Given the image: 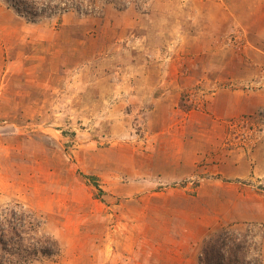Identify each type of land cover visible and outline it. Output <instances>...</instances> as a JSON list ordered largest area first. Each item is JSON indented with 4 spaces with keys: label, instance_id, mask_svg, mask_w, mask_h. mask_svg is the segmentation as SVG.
Wrapping results in <instances>:
<instances>
[{
    "label": "rangeland",
    "instance_id": "374dc122",
    "mask_svg": "<svg viewBox=\"0 0 264 264\" xmlns=\"http://www.w3.org/2000/svg\"><path fill=\"white\" fill-rule=\"evenodd\" d=\"M87 4L0 0V214L60 245L33 264H198L226 229L264 264V0Z\"/></svg>",
    "mask_w": 264,
    "mask_h": 264
},
{
    "label": "trees",
    "instance_id": "16d2710c",
    "mask_svg": "<svg viewBox=\"0 0 264 264\" xmlns=\"http://www.w3.org/2000/svg\"><path fill=\"white\" fill-rule=\"evenodd\" d=\"M9 8L29 22L42 18H61L68 12L85 14L86 0H5ZM100 189L97 178L90 176ZM100 191H102L100 189ZM42 220L21 207L11 206L0 214V264H33L60 253L59 242L42 233ZM198 264H260L250 254L248 237L223 230L202 248Z\"/></svg>",
    "mask_w": 264,
    "mask_h": 264
},
{
    "label": "crops",
    "instance_id": "0c3cea01",
    "mask_svg": "<svg viewBox=\"0 0 264 264\" xmlns=\"http://www.w3.org/2000/svg\"><path fill=\"white\" fill-rule=\"evenodd\" d=\"M185 196H187L186 194H183ZM189 214H191L192 212L190 210H186ZM186 214V213H185ZM187 215V214H186ZM159 224V223H158ZM185 239H180L179 242H184ZM190 254H198V253H190Z\"/></svg>",
    "mask_w": 264,
    "mask_h": 264
}]
</instances>
